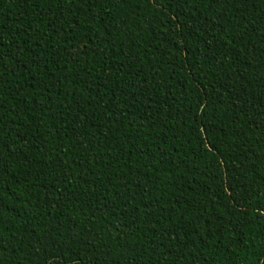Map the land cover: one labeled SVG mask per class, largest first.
Segmentation results:
<instances>
[{
  "label": "trees",
  "instance_id": "obj_1",
  "mask_svg": "<svg viewBox=\"0 0 264 264\" xmlns=\"http://www.w3.org/2000/svg\"><path fill=\"white\" fill-rule=\"evenodd\" d=\"M0 264H264V0H0Z\"/></svg>",
  "mask_w": 264,
  "mask_h": 264
}]
</instances>
